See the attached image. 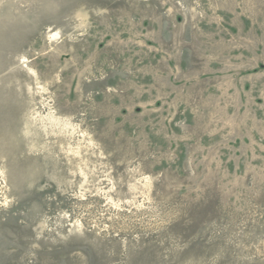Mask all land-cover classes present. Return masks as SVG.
Returning <instances> with one entry per match:
<instances>
[{"label": "rangeland", "instance_id": "1", "mask_svg": "<svg viewBox=\"0 0 264 264\" xmlns=\"http://www.w3.org/2000/svg\"><path fill=\"white\" fill-rule=\"evenodd\" d=\"M0 264H264V0H0Z\"/></svg>", "mask_w": 264, "mask_h": 264}]
</instances>
